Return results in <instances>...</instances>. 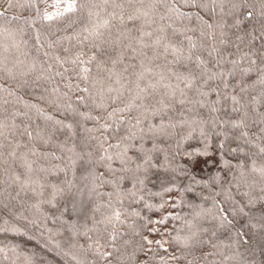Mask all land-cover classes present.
I'll list each match as a JSON object with an SVG mask.
<instances>
[{"label": "trees", "instance_id": "16d2710c", "mask_svg": "<svg viewBox=\"0 0 264 264\" xmlns=\"http://www.w3.org/2000/svg\"><path fill=\"white\" fill-rule=\"evenodd\" d=\"M115 2L123 20L103 6L89 19L86 0H0V61L16 76L0 70V264H264V0H159L145 9L151 26L129 22L127 0ZM141 27L153 33L147 43L166 35L168 51L143 55L133 39ZM102 40L122 62L89 63ZM189 69L215 74L206 95L202 81L189 89L177 79ZM172 90L175 109L163 116L156 101Z\"/></svg>", "mask_w": 264, "mask_h": 264}, {"label": "snow or ice", "instance_id": "6c2138e0", "mask_svg": "<svg viewBox=\"0 0 264 264\" xmlns=\"http://www.w3.org/2000/svg\"><path fill=\"white\" fill-rule=\"evenodd\" d=\"M127 4H128V7L132 9L131 12L128 13V19H129V22H134V21H137V20H141L144 22V24H148L149 26L150 23H149V16H150V12L149 11H146L145 9H148V10H154L158 7H160L161 5L159 4V0H150V2L148 4H145L143 2V0H138V3H133V0H127ZM103 6L105 9H107L108 7H112V8H119L122 10V14H121V20H123V10H124V5L123 4H120V3H116L115 0H112L111 3H109V0H103L102 2V5L101 4H96V3H92V0H86V3L84 5H82V7L88 9V17L89 19L93 16V12L91 11V9H94V8H99ZM191 7H198V5L195 3V0H193V2L191 3L190 5ZM77 8V5L75 3H70L68 4L67 6V11L68 12H73L75 11V9ZM113 15H115V13H113ZM254 13L253 11H248L247 13V17L249 19H251L253 17ZM261 15L264 16V4L261 5ZM46 19L48 20H51L53 17L51 15H46L45 16ZM164 17L161 16V20H163ZM153 23L155 22L154 20L152 21ZM110 24V21H107L105 20L104 21V25L105 27H108ZM169 27H171V25H169ZM209 28L212 27V25H208ZM85 31H89L87 28L85 29ZM131 29H128L127 32L125 33L124 31H120L119 32V35L120 36H130L131 35ZM138 32H140V36L138 37H135L133 39L136 40V43L139 45V48H140V51L143 55H147V53H144L143 52V49H146V48H153V49H158L159 47L163 46L165 52L168 51L169 47H170V44L168 43H165V41L168 39L166 35L164 36H157L155 41L153 43H147L144 41V36L147 35L149 37H151L153 35L152 32H145L143 30V27L141 28H138L137 29ZM157 31L159 33H166L167 29L163 26H160ZM260 32H261V35L264 36V23L261 24V28H260ZM203 35V33H201ZM89 35H91V32L89 31ZM97 35H101L100 33H97ZM103 43H107L106 40H102L101 43H93L92 44V47L96 50L95 53L90 57L89 59V63H91L92 61H95L97 59V55L98 54H103V55H109V53L107 52V49H104L102 47V44ZM195 45L194 44H191V48H194ZM171 50L173 53H180L182 52L183 50L178 47V46H171ZM65 51H67V49H65ZM133 51H136V49H133ZM109 58L112 59V62L113 64H116L118 62H122L121 60H118V59H114L112 58L110 55H109ZM189 60L191 59V56L189 55ZM7 57H5V60L3 61H0V70H3L7 73V75L9 77H11L12 79H15L16 76H15V73H13L10 69L7 68L6 66V61ZM57 59L59 60V57H57ZM77 59H79V57H77ZM133 59H135V57H133ZM76 61H73V63H75ZM101 63H103V61H101ZM251 63L253 65H255L257 63L256 60H252ZM200 64H203V61H200ZM199 66V65H198ZM34 67V65H33ZM141 67H143V62L141 63ZM185 68H187L188 66L187 65H184ZM85 71H89V69H85ZM125 71H127V68H125ZM243 72V70H241ZM260 72V83L261 85H264V69H260L259 70ZM251 74V70H249V73L248 74H245V77H242V79L240 81L237 82L236 84V87H238L240 89V92L243 93L245 91H247L246 87L244 86L245 85V80L248 78V76H250ZM26 75V73H25ZM215 74H208V75H205L204 72H201L199 75L189 69L187 72H181V73H176V76H177V79L179 81H181L182 83L185 84V86L189 89L192 88L193 85H195L197 83L198 80L202 81L201 83V86L199 88L196 89V91L200 94V95H206L205 92H203L201 89L206 86L209 81H211L213 79ZM221 75H223V73H221ZM229 75H234V73L230 72ZM144 77V73L141 72V73H138L137 74V80H142ZM85 80L88 79L87 76L84 77ZM108 79H111V77H109ZM117 83H119V80L116 81ZM26 83V81H25ZM137 88H140L139 86V83H137L136 85ZM168 87V86H166ZM225 87H227V84H225ZM103 84H101V93H100V103L98 104V107L100 106H103L104 105V94H103ZM84 92H89V89L88 88H84L83 89ZM114 91V89H112L111 87L108 88V92H112ZM118 92V95L117 97H111V103L112 104H115L117 102V99H119V96L121 95V93L119 92V90H115ZM140 91L141 92H144L145 89L143 88H140ZM217 95H219V93H217ZM180 96L181 97H186V93L184 92L183 89L180 90ZM141 97L139 95H137L130 103L134 104L136 103L137 100H140ZM232 99V102L234 105H241V100L243 99V97H239L237 95H233L231 97ZM83 101V98H81V102ZM176 92L174 90L168 92V93H165L164 96H162L159 100L156 101V108H155V111L161 113L163 116H167L169 111L170 110H174L175 109V104H176ZM186 100L185 99H179L178 103L180 105H183L185 104ZM198 103H201V106L203 107V103L198 101ZM243 105H241L242 107ZM106 110V109H105ZM216 109L213 108L212 111H215ZM233 111L234 112H239L240 111V108L238 107H234L233 108ZM116 112V109H113V112L110 113L109 115H113L115 114ZM87 119H97L96 117H92V116H88L86 117ZM124 121H121V123H123ZM140 123V120L137 119V125ZM227 123V121L225 122ZM234 123V126H236L237 124H242L243 123V120H240L239 122H233ZM3 127H6V125L3 123V122H0V128H3ZM71 127V125L69 126ZM169 127L171 128H175V124H173L171 122V117H169ZM119 127L116 128V131L119 132ZM141 132L143 131V129H140ZM159 131L164 134V135H168L166 129L164 128L163 125H160L159 127ZM202 135L204 134L203 131L201 133ZM27 135L29 137L32 136V133L31 132H27ZM132 136H134L135 134L132 133L131 134ZM223 135L227 136V133H223ZM129 137L128 136H124L123 139H128ZM87 147V145H85ZM117 147H119V144L116 145ZM225 145L223 143L220 144V148H224ZM232 152H235L236 149L235 148H232L230 149ZM137 151H141L140 149H137ZM262 152H264V148L261 149ZM91 153L90 152H84L82 155H80L78 157V160L82 162V164L85 166V178H87V165L91 163L90 159H88V157H90ZM167 158V157H165ZM109 159H111L109 157ZM77 163V160H73V164H76ZM31 166H29L30 168ZM254 172L256 171V168L253 166V169H252ZM260 173H261V177L262 179H264V169H260ZM19 179V177H17V180ZM54 188L56 187L55 185L53 186ZM261 192H264V187H261ZM261 201L264 202V197H261ZM249 204L252 205L253 207L255 206L251 200H249ZM241 211H243V209H241ZM261 212L264 213V208H261ZM223 219H226V217H224ZM247 242V241H246Z\"/></svg>", "mask_w": 264, "mask_h": 264}]
</instances>
